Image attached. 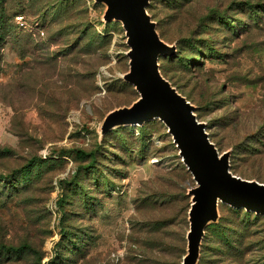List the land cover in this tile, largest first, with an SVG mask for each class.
Wrapping results in <instances>:
<instances>
[{"label": "rangeland", "instance_id": "obj_1", "mask_svg": "<svg viewBox=\"0 0 264 264\" xmlns=\"http://www.w3.org/2000/svg\"><path fill=\"white\" fill-rule=\"evenodd\" d=\"M105 11L94 0H0V264L187 254L195 183L164 124L101 132L139 97L122 79L125 32ZM146 11L174 48L158 58L161 75L230 172L264 184V0H149ZM196 264H264V216L220 205Z\"/></svg>", "mask_w": 264, "mask_h": 264}, {"label": "water", "instance_id": "obj_2", "mask_svg": "<svg viewBox=\"0 0 264 264\" xmlns=\"http://www.w3.org/2000/svg\"><path fill=\"white\" fill-rule=\"evenodd\" d=\"M104 4L105 22H119L125 32L129 70L122 79L132 85L138 99L130 106L110 112L103 121L104 134L116 127L142 126L151 120L164 124L181 162L195 186L188 212L187 254L182 264H196L205 228L216 223L219 204L264 216V184L248 181L230 172L229 154H219L205 124L194 107L161 75L158 58L172 54L156 32L146 11L149 0H94Z\"/></svg>", "mask_w": 264, "mask_h": 264}, {"label": "trees", "instance_id": "obj_3", "mask_svg": "<svg viewBox=\"0 0 264 264\" xmlns=\"http://www.w3.org/2000/svg\"><path fill=\"white\" fill-rule=\"evenodd\" d=\"M256 16L258 17V19H262V20H264V12H263V15L262 16H258L257 14H256ZM2 36V35H1ZM145 125V123L142 125V126H140V127H143ZM9 152V150L8 149H5V148H3V149H1L0 148V155H3V154H7ZM78 155H82V154H84V153H82V152H78L77 153ZM35 161H37V162H39L38 160H33V161H31L30 163H29V165H28V167H30ZM220 205H223V204H219V207H220ZM236 210H241V209H236ZM244 210V209H243ZM245 213H247V214H249V213H253V212H248V211H246L245 210ZM218 214H219V208H218ZM255 216H257V214H255V213H253ZM219 219V218H218ZM217 222H218V220H217ZM217 222L216 223H211V224H209L206 228H205V230H204V235L206 234V229L208 228V227H213V226H216L217 225ZM203 238H204V236H203ZM203 240V239H202Z\"/></svg>", "mask_w": 264, "mask_h": 264}]
</instances>
